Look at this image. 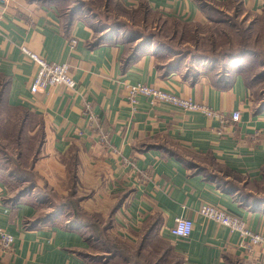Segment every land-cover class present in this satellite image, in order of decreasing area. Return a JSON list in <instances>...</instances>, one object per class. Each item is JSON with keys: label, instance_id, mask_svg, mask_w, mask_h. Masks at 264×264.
<instances>
[{"label": "crops", "instance_id": "0c3cea01", "mask_svg": "<svg viewBox=\"0 0 264 264\" xmlns=\"http://www.w3.org/2000/svg\"><path fill=\"white\" fill-rule=\"evenodd\" d=\"M68 1L0 0V153L16 155L7 167L28 171L0 175V228L15 239L12 252L0 246V264H96L90 224L68 227L75 215L67 217V201L108 220L106 233L131 246L155 229L184 264H264L260 247L247 252L238 233L199 214L204 205L223 208L264 236V108L253 106L242 66L175 64L155 44L137 49L127 36L98 41L86 16L64 14ZM113 4L186 25L207 23L211 7L264 14V0H105L106 10ZM157 23L143 19L147 28ZM21 47L67 63L75 90L33 95L37 66ZM138 83L223 115L240 111V120L224 127L146 97L133 106L127 86ZM178 217L193 220L189 238L172 235Z\"/></svg>", "mask_w": 264, "mask_h": 264}, {"label": "rangeland", "instance_id": "374dc122", "mask_svg": "<svg viewBox=\"0 0 264 264\" xmlns=\"http://www.w3.org/2000/svg\"><path fill=\"white\" fill-rule=\"evenodd\" d=\"M64 7L65 15L76 11L86 16L95 35L121 36L122 39L127 36L126 39L137 42V45L143 41L153 43L157 49L167 53V58H174L175 64L184 61L186 66H191L195 62L201 65L209 61L228 67L230 63L238 62L246 67L244 73L251 89L253 106L261 108L264 105V14L248 13L240 6L224 11L211 7L207 8V23L186 25L159 20L144 9L133 13L113 4L106 10L105 0H69ZM143 19L157 20L158 27L147 28ZM138 36H144V40L135 41ZM14 159L16 155L10 152L0 153L1 176L21 167L19 164L15 166L17 169L7 167L6 161ZM71 217L69 214L68 218ZM73 220L92 224L87 234L99 239L94 240L93 245L96 264H184L183 259L157 233H153L145 243L131 246L116 238L114 233L102 232L105 225H110L108 220L102 223L97 216H88L81 211Z\"/></svg>", "mask_w": 264, "mask_h": 264}, {"label": "built area", "instance_id": "2783aa9c", "mask_svg": "<svg viewBox=\"0 0 264 264\" xmlns=\"http://www.w3.org/2000/svg\"><path fill=\"white\" fill-rule=\"evenodd\" d=\"M76 42L75 39L70 40L72 45H75ZM21 50L22 53L37 66L36 77L31 87V93L33 95L46 91L48 88L57 85H62L67 89L75 90L76 81L73 79L70 72V66L67 63L50 62L26 47H21ZM127 90L129 103L133 106L137 104L139 97H146L150 99L152 104L167 103L184 111L201 112L210 118L218 119L224 127L228 124L239 121L241 116L240 111H236L230 116L223 115L205 104H198L189 99L182 98L173 92L162 91L146 84L138 83L135 85H129L127 86ZM86 114L89 121L95 123L97 118L88 105L86 108ZM100 142L107 147L111 146L110 136L103 130H100ZM136 171L144 178H148L147 174L138 169H136ZM199 214L208 220L215 221L218 224L229 228L232 232L238 233L242 245L247 252H251L254 247H260L264 251V236L251 230L246 222L229 214L223 208L213 205H204L201 207ZM193 230L194 223L192 219L178 217L175 219L174 226L171 228V233L177 238L185 239L191 236ZM14 241L15 239L13 235L0 228V246L3 251L12 252Z\"/></svg>", "mask_w": 264, "mask_h": 264}, {"label": "trees", "instance_id": "16d2710c", "mask_svg": "<svg viewBox=\"0 0 264 264\" xmlns=\"http://www.w3.org/2000/svg\"><path fill=\"white\" fill-rule=\"evenodd\" d=\"M77 12L76 11H74L72 14H73V16L76 14ZM112 38H119V36H113V37H111V36H104V37H99V39H98V41H106V40H109V39H112ZM150 44V43H149ZM147 42H142L141 44H139V45H137V49H139L141 46H145V45H149ZM242 69H243V73H244V71L246 70V67L244 66V67H242ZM244 75H245V73H244ZM246 78V77H245ZM248 83V82H247ZM248 86H249V84H248ZM250 87V86H249ZM260 108V107H259ZM261 108H264V105L261 107ZM18 167V166H17ZM17 167H15L16 169H17ZM29 170V169H28ZM28 171L26 170V169H24V168H22V167H20L19 166V168L16 170V171H11V174H13V175H15V176H26L25 175V173H27ZM35 184V182L34 181H31L30 182V185L26 188V189H24L23 190V194H26L27 192H28V190L30 189V188H33V185ZM66 206H70L71 207V211H72V209H73V213H71V212H69L68 213V215H67V217H69V214L70 215H75L77 212H80L75 206V203L73 204V202L72 201H67L66 202ZM81 212H83V211H81ZM55 215H57L56 213L54 214V215H52V216H55ZM87 215V214H86ZM89 216V215H88ZM95 216H97L98 218H100L101 219V221H102V223H103V219H102V217L101 216H98V215H95ZM67 217H65V219L67 218ZM94 217V216H93ZM72 222L73 223H67L68 224V227L69 226H71V224H75V222H74V220L72 219ZM85 224H89V223H85ZM96 225V224H95ZM108 227L109 226H107V225H105L104 226V228H102V232H104V233H106V231L108 230ZM89 228H91L92 229V224L89 226ZM155 230V229H154ZM149 231V232H147L145 235H144V237H143V239H142V242L140 243V244H143V243H145L148 239H149V237L153 234V233H155V231ZM93 237V236H92ZM96 240H99L98 238L96 239ZM115 248H116V245H115ZM119 249V248H118ZM117 249V250H118ZM171 249H172V247H171ZM173 250V249H172ZM118 256V254H116V257Z\"/></svg>", "mask_w": 264, "mask_h": 264}]
</instances>
